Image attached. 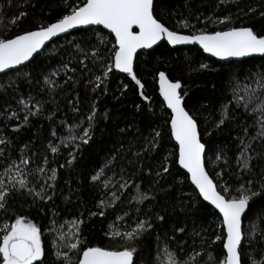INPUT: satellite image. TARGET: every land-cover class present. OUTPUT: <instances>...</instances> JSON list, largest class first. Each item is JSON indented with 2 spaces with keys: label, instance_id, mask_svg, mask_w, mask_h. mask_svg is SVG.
Masks as SVG:
<instances>
[{
  "label": "trees",
  "instance_id": "16d2710c",
  "mask_svg": "<svg viewBox=\"0 0 264 264\" xmlns=\"http://www.w3.org/2000/svg\"><path fill=\"white\" fill-rule=\"evenodd\" d=\"M82 2L83 0H67V3L73 5ZM64 3L65 0H0V38H13L25 31L36 30L40 24L55 22L67 11ZM158 3L164 6V10L158 12L162 22L170 30L181 34L247 27L258 35H264V0H227L223 4L220 0H158ZM22 12L27 14L23 18L20 17ZM197 16L200 21L196 20ZM209 16L212 17V22H201ZM181 17L188 19L195 27L185 29L178 26L177 22ZM225 17H230L231 22L219 23ZM98 36H103L107 42L100 46L99 59H106L111 52L113 37L101 28H89L53 41L37 55L35 63L30 62L28 67L20 68L22 71L19 74L16 70L0 76V136L12 142L4 156H0V180L7 184L9 179H15L14 176L7 177L5 169L12 160L19 162L20 149L25 144L30 149L26 150L27 155L33 159V164L29 167L40 166L46 171V174L37 173L29 177L37 191L40 185L46 187L45 180L50 175L47 170L57 169L55 187L48 189L49 194L54 192L52 199L47 203L37 199L33 203L31 196L10 198L8 210H0V229L6 224L14 223L18 216L30 219L41 227L46 256L49 260H55L51 245L57 232L52 231L53 227H72L74 223L83 221L79 224L80 235L76 236L81 249L97 246L119 249L125 241L116 233L132 231L147 214L153 218L154 229L150 235L143 237L142 242H137L138 253L134 258L136 264H162L160 260L164 259V246L161 245L160 250H156L157 233L163 237L167 232L169 236L175 235L176 240L186 241L185 251L197 258L199 254L206 256L204 250L209 244V250L218 253L222 241L214 244L211 242L216 235L223 234L221 219L204 202L195 209L190 207V201L195 199L196 192L177 166V148L170 136L169 123H166L170 113L159 97L157 75L163 71L169 80L181 82L182 95L187 93L183 96L185 108L197 120L201 142L206 147V170L219 188L227 185L229 191L226 195H236V189L248 179L260 180L264 159L252 160L255 176L242 171L237 164L240 151L238 137L244 136L242 127L253 124L255 117L247 115L242 107L235 108L231 103L232 87L233 83L250 82V79H246L249 73L264 71V57L220 63L204 56L196 46L173 49L163 42L151 51L141 52L136 58L134 71L144 84L142 90L126 75L109 73L105 92L104 84L94 90L95 77L102 75L98 71L99 64H94L76 48V44H79L90 55L91 45L99 43ZM81 60L84 64L80 63ZM63 64L67 65V69L75 71H68ZM201 64H207L208 68L201 69ZM57 69V75H50ZM25 72L29 74L27 77L24 76ZM233 73L237 79L230 83ZM45 77L53 83L46 84ZM124 85H127L126 90ZM140 91L148 97L147 100L140 95ZM29 96L41 101L42 110L35 116H29L28 123L24 124L25 113L20 110L22 106L17 104V100L21 97L27 100ZM224 104L229 105L234 118L217 127ZM93 105L96 115L89 144L81 145L79 151L75 152L76 158L71 166L61 168L60 165L71 158L69 151L74 149L69 132L74 130V134L82 135L83 129L88 127L86 117ZM74 108L78 111H74ZM5 109L8 110L7 113ZM12 112H16L19 118L6 120L5 115L11 116ZM49 116L52 117L51 120L48 119ZM18 125H22L20 130L13 132L12 129ZM53 129L58 138L51 136ZM121 129L125 131L121 132ZM255 130L249 127V135L254 134ZM155 131L161 133L159 145L153 151H146L145 144ZM61 138L68 142L67 147L61 144ZM50 140L59 145L60 150L56 155L48 148ZM75 143L80 142L77 140ZM121 146L120 156L123 159L118 161L115 171L119 173L123 166L124 178L131 177L130 185L121 189L117 181H123L109 169H105V176L101 181H92V175ZM254 148L252 155L264 152V146L259 142H254ZM33 152L36 153L35 156L32 155ZM137 152L140 153L139 156L135 155ZM218 155L221 157L219 160L216 159ZM45 156L49 161L47 165L43 164ZM165 158L169 173L158 178L155 172ZM108 177L112 178V183L105 188L103 181ZM157 180L159 183H156ZM252 187L255 189L258 184L254 183ZM137 191L145 192L155 199L138 202L133 199ZM113 193L118 198H114ZM101 200L111 203L101 208L98 207ZM100 211L104 212L103 216L92 215ZM254 213L258 215L253 217ZM156 214L165 215V221H156ZM247 215L253 217L258 230L245 251L260 258L264 250V194L250 202ZM53 221H56L55 225ZM181 227L185 229L184 233L175 231ZM243 228L250 230L249 223H244ZM74 231L76 232L75 226ZM197 232L200 235H193ZM174 244L175 241L173 246ZM64 252L68 253L75 264L77 253L70 249H64ZM244 264H248L246 258Z\"/></svg>",
  "mask_w": 264,
  "mask_h": 264
},
{
  "label": "snow or ice",
  "instance_id": "6c2138e0",
  "mask_svg": "<svg viewBox=\"0 0 264 264\" xmlns=\"http://www.w3.org/2000/svg\"><path fill=\"white\" fill-rule=\"evenodd\" d=\"M227 0H220V3H226ZM67 11L55 22L47 25L40 24L36 30L25 31L13 38H0V73H7V70L16 69L19 74L22 69L19 66L28 67L29 63H35L38 59L36 54L44 49L47 42L53 41V38L60 37L62 34H71L74 29L88 28L89 26H101L106 29L109 34L114 36V41H111L112 47L110 55L106 59L100 58V46L106 44L103 36H98V44L91 45L92 51L89 55L87 51L81 49L79 44H76L78 51L82 52L86 58L92 60L94 64H99L98 71L102 75L95 77V88H99L104 84V91L107 90V80L110 78L109 73L126 74L131 78L139 89L144 88V84L137 78L134 71V62L140 50H150L162 41H166L167 45L173 47L177 45H198L204 53L215 57L221 61H227L231 58H244L253 55L264 57V35H258L252 28L247 27H229L227 30H218L211 33L200 31L198 34H180L176 30H170L169 27L162 22L158 16V12L164 10L163 4H159L158 0H83L81 4L65 3L63 5ZM26 13H20L23 18ZM264 15V13H262ZM200 21V17H195ZM203 23L212 22V17H206ZM230 23L231 18L225 17L219 23ZM178 26L185 29L194 28L189 20L181 17L177 22ZM84 64V61H80ZM67 69V65H62ZM87 67V65H84ZM201 69H207V64H201ZM68 71H75V69H67ZM90 70V69H89ZM59 69L54 70L50 75H57ZM91 71V70H90ZM29 74L24 73L27 77ZM159 75V90L163 97L166 108L170 110L169 119L166 123L170 124V136L174 139L176 146H178V158L176 163L180 169L185 170L187 179L190 180L191 185L194 186L196 193L195 199L190 201V207L195 209L196 206L202 202H207L214 209L218 210L222 216L223 234L216 235V241H222V246L218 253L211 249V244L205 248L204 254H199L197 258L192 253L185 251L186 241L176 240L175 235L169 236L167 232L162 237L157 233L155 240L157 244V251L160 246H164V264H244L245 258L248 264H264V250L260 258H255L245 251L246 247L250 246L258 230V225L254 222L253 217L258 213H254L253 217L247 215L249 211L250 202L255 198L264 194V168L261 169L260 180L248 179L236 189L237 194L226 195L229 189L227 185L224 188H219V185L213 181L209 173L206 171L204 157L206 152L205 145L201 142L200 133L198 131V122L194 115H191L185 108L180 81L172 82L166 76L165 72L161 71ZM71 79V77H69ZM237 79L236 74L233 73L230 77V83ZM246 79L250 82L243 84L233 83L232 104L235 108H243L247 115L255 117L253 124L242 127L244 133L243 137H238L239 140V155L237 157V164L244 172L253 173L252 160L264 159V152H255L254 142H259L264 146V71L249 73ZM92 81H89L91 83ZM31 83V80H29ZM45 83H53L45 77ZM126 90L127 85H124ZM140 95L147 100L143 93ZM17 104L21 105L20 109L25 114L23 116L24 124L29 121V116H35L42 110L41 101L35 100L34 97L29 96L27 100L21 97L17 100ZM31 104V107H30ZM139 107V106H137ZM78 111L77 108L73 109ZM5 109V113H7ZM96 115L95 105L92 111L86 117L88 127L83 129L82 135L74 134V130L69 132L70 142L74 144V149L69 151L70 159H67L65 164L60 167L71 166L75 161V152L79 151L81 145L89 144L91 140V129L94 125ZM19 118L16 112H12L11 116L5 115V119ZM232 111L228 104H224L220 111L219 119L216 123L217 127L225 124L226 121L233 119ZM48 119H52L51 116ZM22 125L13 128V132H18ZM249 127L255 128L254 134L249 135ZM125 129H121L124 132ZM161 133L155 131L151 139L145 144L146 151H153L159 145V137ZM51 136L57 137L55 129L51 132ZM79 140L80 143H75ZM11 140L0 136V156L9 149ZM61 144L65 147L68 142L61 138ZM48 148L53 155L58 154L59 145L49 141ZM123 146L117 149L116 152L107 159L101 168L92 175L91 180L101 181L105 176V169L113 171L114 175H119L123 181H117L121 189L127 188L131 183V177L125 179L123 176V166L121 171H115L119 160L123 158L120 156ZM26 150L29 145L25 144L20 149L19 162L12 160L11 164L5 169L7 177L15 176V179H9L6 184L4 180H0V210L7 211L10 206V198L14 196H31L33 203L36 200L47 201L52 199L54 192L49 194L48 189H54L55 181L57 179V169L50 168L47 171L45 185L39 186V191L32 186L30 176H35L37 173L46 174L45 168L37 166L30 168L33 164L32 157L28 156ZM131 150V145L129 146ZM36 155L35 152L32 153ZM139 156L140 153H135ZM6 159L8 157H5ZM221 157H216L219 160ZM49 163L47 156L43 158V164ZM13 169L15 170L13 172ZM164 173H169V165L167 158L160 164L156 170L155 176L163 178ZM220 175V173H217ZM52 183H47V181ZM104 187L107 188L112 183V178L108 177L104 181ZM159 183V180L156 181ZM258 184V187L253 189L252 185ZM139 189V185L136 186ZM114 198L116 194L113 193ZM138 202H143L155 197H149L147 193L137 191L133 196ZM111 202L100 201L98 207L104 208L109 206ZM42 210V209H41ZM139 212L140 209H137ZM55 215V214H54ZM92 215L103 216L104 212L92 213ZM154 219L156 221H165V215L156 214ZM249 223L250 230L243 228L244 223ZM55 225L56 221L52 222ZM83 221L74 223L76 227L75 236H79V224ZM154 229L153 218L145 214L143 220L138 221L136 227L132 231L125 233H116L125 244L119 249H106L102 247H87L81 249L79 241L68 242L67 237L62 233L52 241V249L54 250L55 260H49L45 253V247L42 242L41 227L30 219L24 216L15 218V222L4 225L0 229V264H73L71 257L67 252H61V247L73 250L77 253L75 264H136L138 248L137 242L143 241L145 235H150ZM52 231L59 232L60 229L53 227ZM180 233H184L183 227L176 229ZM193 235H200L198 232ZM264 239V236H262ZM173 241L175 244L173 246ZM52 255V253H49Z\"/></svg>",
  "mask_w": 264,
  "mask_h": 264
},
{
  "label": "water",
  "instance_id": "95a60500",
  "mask_svg": "<svg viewBox=\"0 0 264 264\" xmlns=\"http://www.w3.org/2000/svg\"><path fill=\"white\" fill-rule=\"evenodd\" d=\"M89 28H101L102 29V27L101 26H89L88 28H80V29H74V30H72L71 31V33H73V32H75V31H78V30H85V29H89ZM103 31H105V32H107L108 33V31L106 30V29H102ZM181 34V33H180ZM67 35H69V34H62L60 37H56V38H53V41H55V40H57V39H59V38H62V37H65V36H67ZM112 36V35H111ZM113 37V39H114V36H112ZM53 41H49V42H47V44H46V46H48L50 43H52ZM166 43V41H162V42H160L158 45H160L161 43ZM167 44V43H166ZM158 45H156V46H154V48L155 47H157ZM45 46V47H46ZM170 48H173V49H175V48H182V47H188V46H196V47H198V49L199 50H201L202 51V53L204 54V56H206V57H208V58H211V59H213V60H215V61H217V62H220V63H227V62H236V61H242V60H246V59H250V58H261L262 56H259V55H253V56H251V57H244V58H239V59H236V58H231V59H229V60H227V61H221V60H219V59H217V58H215V57H212V56H210L208 53H204L203 52V50L202 49H200L199 48V46L198 45H177V46H175V47H173V46H171V45H168ZM153 48V49H154ZM153 49H150V50H140V52H138V54H137V56L141 53V52H147V51H151V50H153ZM43 51V49H41V52ZM40 52V53H41ZM40 53H38V54H40ZM38 54H36V55H38ZM136 61V60H135ZM134 65H135V62H134ZM22 67H24L23 65H21V66H19V68H22ZM13 71H16V69H10V70H7V73H10V72H13ZM6 73V74H7ZM5 73H0V76H2V75H4ZM120 74V73H119ZM121 75H126V74H121ZM171 81V80H170ZM172 82H174V81H172ZM157 88H158V94H159V97H160V99H161V101L163 102V104H164V101H163V97L160 95V90H159V75H157ZM181 91V90H180ZM164 106H165V109L170 113V110H168L167 108H166V105L164 104ZM169 129H170V124H169ZM172 141H173V143L175 144V141H174V139H172ZM175 146H176V144H175ZM176 148H177V158H178V146H176ZM204 163H205V157H204ZM177 166H178V168H179V165L177 164ZM206 168V167H205ZM180 169V168H179ZM185 175H186V173H185V170H183V169H180ZM207 171V170H206ZM188 182H189V184L191 185V183H190V180L188 179ZM191 187L194 189V191L196 192V190H195V188H194V186L193 185H191ZM206 205H208L207 204V202H204ZM219 217H220V219H221V222H222V216H220V214L218 213V210H216V209H214L211 205H208Z\"/></svg>",
  "mask_w": 264,
  "mask_h": 264
},
{
  "label": "rangeland",
  "instance_id": "374dc122",
  "mask_svg": "<svg viewBox=\"0 0 264 264\" xmlns=\"http://www.w3.org/2000/svg\"><path fill=\"white\" fill-rule=\"evenodd\" d=\"M15 178V176L13 177ZM60 231L57 232V237L61 235V233L67 237V240L68 242H73V241H76V236L74 235L75 231H74V225L69 226V225H65V226H61L60 228ZM64 249H67V248H63L61 247V252L63 253L64 252ZM162 264H164V259L163 260H160Z\"/></svg>",
  "mask_w": 264,
  "mask_h": 264
}]
</instances>
